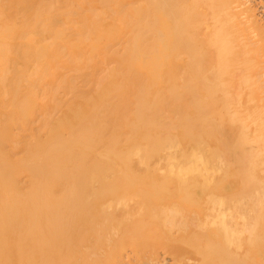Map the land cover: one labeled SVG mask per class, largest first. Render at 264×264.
<instances>
[{
    "label": "bare ground",
    "instance_id": "6f19581e",
    "mask_svg": "<svg viewBox=\"0 0 264 264\" xmlns=\"http://www.w3.org/2000/svg\"><path fill=\"white\" fill-rule=\"evenodd\" d=\"M260 8L0 0V264H264Z\"/></svg>",
    "mask_w": 264,
    "mask_h": 264
},
{
    "label": "rangeland",
    "instance_id": "374dc122",
    "mask_svg": "<svg viewBox=\"0 0 264 264\" xmlns=\"http://www.w3.org/2000/svg\"><path fill=\"white\" fill-rule=\"evenodd\" d=\"M262 1H264V0H262ZM259 12L264 13V9L263 8H260L259 9ZM114 212H116V211H114ZM116 213H121V212L120 211H117ZM167 242L168 241H165V240L162 241L161 238L158 239L157 241L156 240L153 241V243H150V241H149V244H146L145 243V245H148V246L145 247L144 249H140L142 251L139 250L140 252H138V254H136L135 257H134V254H133V256H131V254L134 253V252H130L129 251V249H130V247H128L129 245L128 246H125V245H127V243L126 244L124 243L125 249H122V248H124L122 246V248L120 249L121 252H120V250L118 251L119 258L117 257V253L115 254V257L117 258V260L119 261V263L121 262L122 264H129V261H130V264H158V261L159 260H160L159 261V264H162V263L163 264H171V259H169L170 258V255H171L170 253H175V252H178V251H179L178 253H180V251H181L182 252V253H180V255L182 254L181 255L182 257H180L181 261L179 259V261L181 262V264H193V263L195 264V261L192 259L193 254H189L190 252H184L183 251L184 250L183 249L184 245L182 244L183 243L182 241L180 242V241H177L176 240V241H172V243H167ZM181 244H182V246L179 248V246ZM154 249L157 250V251H154ZM175 250H178V251H175ZM122 252H123V254H122ZM126 253L127 254L130 253V257L128 256L129 258L127 257V254ZM135 253H137V252H135ZM120 255L122 256V260H120L121 259V256ZM115 257H113V259L112 258L109 259L108 260L109 262H105V263H102V264H114L113 262L118 263L116 261V258ZM132 257H133V259H131ZM55 260H56V258H55ZM71 260H73V259H71ZM71 263L73 264L74 262L71 261L69 264H71ZM52 264H55L54 258L52 259ZM57 264H59V262Z\"/></svg>",
    "mask_w": 264,
    "mask_h": 264
}]
</instances>
